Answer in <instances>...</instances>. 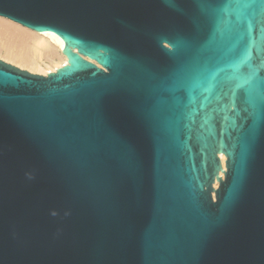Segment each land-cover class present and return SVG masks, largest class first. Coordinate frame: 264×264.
<instances>
[{"label":"water","instance_id":"water-1","mask_svg":"<svg viewBox=\"0 0 264 264\" xmlns=\"http://www.w3.org/2000/svg\"><path fill=\"white\" fill-rule=\"evenodd\" d=\"M254 3L0 0L67 59L0 58V264H264Z\"/></svg>","mask_w":264,"mask_h":264},{"label":"bare ground","instance_id":"bare-ground-1","mask_svg":"<svg viewBox=\"0 0 264 264\" xmlns=\"http://www.w3.org/2000/svg\"><path fill=\"white\" fill-rule=\"evenodd\" d=\"M63 42L51 31H33L21 28V25L7 18L0 17V58L19 68L31 72L46 74L67 62L62 53ZM39 56H46L49 64L41 67ZM222 167L225 156L220 154ZM222 175V174H221Z\"/></svg>","mask_w":264,"mask_h":264},{"label":"snow or ice","instance_id":"snow-or-ice-1","mask_svg":"<svg viewBox=\"0 0 264 264\" xmlns=\"http://www.w3.org/2000/svg\"><path fill=\"white\" fill-rule=\"evenodd\" d=\"M235 3L237 4H243V6L245 8H254L255 7V3L254 0H235ZM261 3H264V0H261ZM234 105H233V109H234Z\"/></svg>","mask_w":264,"mask_h":264},{"label":"rangeland","instance_id":"rangeland-1","mask_svg":"<svg viewBox=\"0 0 264 264\" xmlns=\"http://www.w3.org/2000/svg\"><path fill=\"white\" fill-rule=\"evenodd\" d=\"M2 59V58H1ZM4 60V59H3ZM38 62H39V64H40V66L41 67H44L45 65H48L49 64V60H48V58H46V56L44 57V56H39V58H38ZM6 61V60H5ZM6 62H9V61H6ZM11 63V62H10ZM13 64V63H12ZM23 69H26V68H23ZM28 70V69H27ZM29 71V70H28ZM31 72V71H30ZM34 73H36V72H34ZM40 74H42V73H40Z\"/></svg>","mask_w":264,"mask_h":264}]
</instances>
